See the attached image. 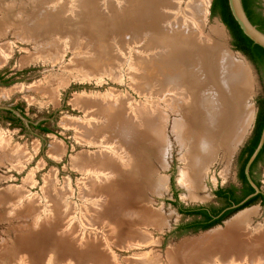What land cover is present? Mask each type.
<instances>
[{
  "label": "rangeland",
  "instance_id": "374dc122",
  "mask_svg": "<svg viewBox=\"0 0 264 264\" xmlns=\"http://www.w3.org/2000/svg\"><path fill=\"white\" fill-rule=\"evenodd\" d=\"M7 1H2L1 5L8 3ZM47 1V4L41 2L39 6H49V9L54 6L56 10H60L59 7L67 4L68 7L62 16L74 22H71L72 24L59 22L62 26L57 25L55 34L53 32L48 35L40 34L34 39L30 37L27 38L28 40H22L21 35L19 38L16 37L13 30L11 32L8 30L7 34L0 37V49L6 48L10 52L5 57L4 64L0 65V134L9 140L10 148L17 149L25 156L16 162L8 158H0V264H89V261L93 259L90 264H100L101 260L97 261V258H104L105 253V259L110 264L148 262L146 260H155L154 264H169L166 255L170 248L177 247L181 242H187L189 238L224 227L226 222L241 211L254 208L256 215L251 218V226L264 224V155L253 169V178L263 197H258L249 206L230 214L218 225L207 230H184L189 224L200 220V217L187 216L179 211L200 208L222 211L228 205L215 196L217 190L231 189L237 193V196L240 195L241 184L238 180L241 166L240 152L251 137L255 118L253 120L251 116L252 124H249L245 130L246 134L244 133L229 156L221 145L222 148L218 149L215 159L202 176L200 189L195 192L196 196L190 197L188 187L185 184L182 185L184 182L182 175L185 172L183 155L187 150L184 140L185 120L182 119H184L183 112L187 114L191 111L187 104L191 100L184 96L185 93L180 91L181 88L178 85L176 86L167 78L170 74L173 76L175 70L171 69L170 65H165L166 61L163 59L167 58L166 53L169 50L166 51L161 40L180 41L182 43L180 45L185 48L187 54L189 49L199 52L212 49L216 50L217 59H221L224 54L233 62L244 63L245 68L249 69L247 72L250 74L251 82L249 90L244 89L240 99L243 100L241 101L248 113L250 110L251 115L253 111L250 107L255 113L258 99L264 96V69H257L245 55L233 48L232 38L227 28L223 29L218 16L210 14L212 0H205L209 4L204 14L197 9L198 4L201 5L203 0ZM94 1L103 17L107 15L109 2L113 3V9L117 10L119 15L125 13L124 10L130 7H139L141 11L135 12L137 16L135 19L133 17V23L129 29L124 26L113 29L106 23L107 32L102 39H98L87 34L85 36L82 29H77L79 24L84 23L80 21L86 19L85 15L89 14L80 16L78 6L80 4L83 6L84 2L85 5L89 3L94 6ZM26 2L29 5V0H25ZM69 2L72 5H69ZM156 3L158 8L155 7ZM149 4L151 18L147 14ZM256 8L264 17V0H256ZM1 13L5 12L1 11ZM117 18L116 22L120 23L122 18L120 16ZM62 28H66L67 31ZM219 29L222 34L218 32ZM93 39L95 42L92 41ZM154 40H157V43ZM103 52L106 54L105 57ZM191 59L193 61V58ZM221 62L219 60L220 65ZM195 64H193L194 68ZM162 78L167 81L165 82ZM203 78L201 77L200 86L198 84L194 92L197 91L199 98L211 101L212 111L210 112L215 114V117L219 114L218 118L223 120V116H229L230 108L228 105L226 107L221 104V97L216 92L219 87L209 82L205 83ZM48 84L53 90L52 98L44 91L42 93L31 90L35 86L42 91L49 87ZM164 87L167 91H163ZM160 88H163V92ZM223 89L225 88L221 89V94L233 101L230 93L224 92ZM156 90L161 91L162 95ZM175 93L178 95L175 96ZM78 98L101 101V105L110 104L114 110L120 101L122 103L127 100L132 106L131 114L136 113L135 115L139 117L141 112L146 111L147 115L155 116L152 129L149 130V134L152 133L149 135V141H140L138 148L145 155L143 163L147 169L146 176L149 177V181H154L159 186L156 190L149 188L143 191L144 200L146 199L148 203L147 208L150 207L149 210L158 213L161 215V220H164L165 225L160 228L161 230L151 223L148 226L147 222L141 225L131 224L133 226L131 228L126 225L127 227L123 226L119 229L113 222L114 218L116 220L120 218L116 211H124L126 206L120 203L121 192L124 189L117 185L116 176H110L106 170H102L94 163H91L89 168L92 160L88 162L89 165L86 163L88 169L81 167L85 164L75 165L74 161L80 156L92 158L95 154L102 152H107L111 158L124 162L120 154L115 151L114 143L118 138L112 139L119 134L117 130L119 126H116L117 132L109 134V137L108 133L102 131V136L100 135L99 138L95 136L94 141L88 142L78 137L73 126L65 125L66 120H72L73 123L86 121L87 124L88 121L93 125L102 124L103 118L98 116L97 107L93 108L94 110L90 109L89 115L86 116L85 112L74 103ZM94 111L96 116L92 117ZM203 114V112L200 114V118L204 117ZM227 117L228 120L230 117ZM242 118L243 116H238L233 123H229V119L227 122L229 131L226 125L222 126L223 137L233 135L234 130L240 127ZM231 128H234L233 133L230 132ZM135 130L140 131V127ZM54 143L60 147L55 157L49 152ZM100 158L102 159L101 156ZM93 165L97 167L94 169ZM106 186L111 188L106 190ZM93 187H97L100 194ZM101 188H104L106 192ZM119 189H122L121 192ZM125 201L130 202V200ZM130 206L134 207V205ZM131 210L134 209L131 208ZM106 216L108 219L105 218ZM107 220L110 222H106ZM125 230H127L126 233L122 232ZM138 230L142 236H146L145 240L141 237V239L138 238L139 240L134 238L133 233ZM120 231L124 233L125 238ZM115 232L120 235L116 236ZM110 237L115 239L112 240ZM25 239H28L31 246ZM40 239L43 241L41 244ZM132 239L136 241L133 242ZM88 247H92V251H89ZM68 248H74L73 252ZM102 250L103 252H100ZM89 252H91L90 255ZM97 252L102 257L99 255L97 257ZM101 253L104 254L101 255ZM87 254L91 256L90 260ZM80 257L85 259L80 260ZM127 259L130 262H126ZM232 264L239 263L234 261Z\"/></svg>",
  "mask_w": 264,
  "mask_h": 264
},
{
  "label": "bare ground",
  "instance_id": "6f19581e",
  "mask_svg": "<svg viewBox=\"0 0 264 264\" xmlns=\"http://www.w3.org/2000/svg\"><path fill=\"white\" fill-rule=\"evenodd\" d=\"M2 1H6V0H0V12L1 11L5 12V13L0 14V37L7 34L8 30L10 32H11V30H13L14 35L18 38L21 35L20 38L22 40H28L27 38H30V37L32 39H34V38L38 37L40 34H47L48 35L52 32H53V34H55L54 32H57V25H59L60 23L62 24L64 22L65 23L69 22L70 24H72L71 22H74V20H72L70 18H63V16H62L63 12L68 7L67 4H65V6L62 5L61 7H59V8H61L60 10L59 9L56 10L54 6H53V8H50V9H49V6L48 7L39 6L41 4V2L47 4V2H48L47 0H29V5L27 4V2L25 3V0L24 1L23 0H14V1L8 0L7 1L8 3L1 5ZM70 1L72 2V0H70ZM88 1H90V0H88ZM158 1L159 0H156V2H158ZM52 2L54 3V1H52ZM71 2H69L70 3L69 5H72ZM150 3L153 4L154 2H150ZM94 4H95L94 6H91L89 3H87L85 5V2H84L83 6L81 4L78 6V8L80 7L79 8L80 9V16L83 17L86 13H89V14L85 15L84 18H86V19L80 21V22L84 21V23L79 24L80 26L77 29H82L81 31L85 32L84 33L85 36L87 34L89 36H93V37H96L98 39H102L104 37L105 33L107 32V28L105 27L106 23L109 25L110 28H113V29H119L122 26L127 27L129 29L131 23H133V17L135 19V17L137 16V14L135 12H137L139 10V13H140V11H141L139 7H133V8L130 7V9L124 10L125 13H123L122 15L121 14L119 15L117 10L113 9V6H114L113 3L109 2L108 8H107V15L103 17L102 15H100L99 9L97 8L95 1H94ZM109 4H111L112 6ZM124 4H122V5H124ZM208 4L209 3H207V1H205V0H203V3H201V5L198 4V6H197L198 12H200L201 14L206 13ZM156 5L158 6L157 3L155 4V7H157ZM25 6H26V8H25ZM28 7L30 10L27 9ZM111 8H112V11L110 12ZM114 8H116V7H114ZM148 8H149L148 9L149 13L147 12V14H148L149 18H151V16H150L151 5L150 4H149ZM13 9H15V10H13ZM55 15H56V17H55ZM57 15L61 19L59 17L57 18ZM119 16L122 19L120 20V23H117L116 19H118L117 17H119ZM77 18H79V17H77ZM138 19H139V17H138ZM74 26L75 25H73V27ZM221 26L224 29V25L222 23H221ZM63 30L67 31L66 28ZM217 30H218V28H217ZM150 31H152V30H150ZM218 32L220 34H222L220 29ZM61 33H63V31H61ZM53 36H55V35H53ZM90 39L91 38H89V40ZM92 41H94V39ZM156 41L157 40H154V42H156ZM161 43H162V46L165 47L166 51L169 50L166 53L167 58L163 59L166 61L165 65H170L172 67L171 69L175 70V73L173 74V76H172V74H170L169 76H167V78H169V81L174 83L176 86L178 85L181 88L180 91L183 92V94L185 93L184 96H187V98H189L191 100L187 103L188 107L190 106L191 111L188 112L187 114H185L186 112L184 113L182 111L183 112V118H184L182 120H185V122H184L185 123V125H184L185 148L187 149L185 154L183 155L184 156V163H185V167H184L185 172L182 175L183 180H184L182 185L185 184L186 187H188V189H189V193H190L189 196L194 197V195L196 196L195 192L200 189L199 186H200L202 176L208 170L209 165L215 159L218 149L220 147L222 148V146H223L224 149L226 150L228 156H229L233 152L232 150L234 149V147H236V145L242 139L244 133L246 134L245 130L247 129V127L251 123V120H252L251 116H253V118H254V114H255L254 109L252 107H250V109L253 111V115L250 114V110L248 113V110L245 109V107L243 106V103H242L243 100L240 99L241 94L242 95L244 94V92H243L244 89L246 91H248L249 87H250V84H249L251 82L250 81V74L247 72L249 69L247 70L246 69L247 67L245 68V66L243 65L244 63L242 64L240 62H238V63L233 62L228 56H225L224 54L222 55L221 59L220 58L217 59V56L215 55V54H217L216 50L210 49V50H206L204 52H199L196 50L189 49L188 50L189 52L187 54L185 51V48H183L182 45H180L182 43L178 40H175V41L161 40ZM107 44H108V42H107ZM151 46H152V44H151ZM101 47L103 48L102 45H101ZM149 48H150V46H149ZM102 51H103V49L101 50V52ZM221 51H222V49H221ZM104 52H103V54H105ZM9 53L10 52H8V49H6V48L0 49V65L4 64L5 57H7L9 55ZM108 54L110 55V53H108ZM109 55H108V57H110ZM105 56H106V54L104 55V57ZM31 57H33V56H31ZM27 58H29V57H27ZM191 58H193V61ZM219 60L222 61L221 65L219 63ZM22 62L24 63V61H22ZM86 62H87V60H86ZM193 64H195V68H198L197 70H195ZM218 65H220V66H218ZM167 73H169V72H167ZM201 77L202 78L204 77L203 79H204L205 83L209 82V83H212L213 85L219 87L217 89L218 91H216V90L215 91L218 92V95L221 97L220 98L221 104L225 105L226 107L228 105V107L230 108L229 109L230 111L228 113V115H229L228 117H230L229 118L230 120L228 119L230 121L229 123H231V122L233 123L234 122L233 120H235V118H237L238 116H240V115H241V117L243 116L240 127L237 128L236 131L234 130L233 135H231V136L228 135L229 137L224 136L225 138L223 137L224 134H223V127L222 126L226 125V128H227V126L229 125V123H227L228 120L226 119L227 116L226 115H225V117L223 116V120H222V118H218L219 114L216 113L218 116L215 117V114L210 112V111H212L211 101L209 102L207 100L199 98V96H197V94H196L197 91H196V93L194 92L197 85L199 84V86H200ZM55 79H57V78H55ZM151 80L152 79H150V81ZM163 80L165 82L167 81L165 79H163ZM168 82H167V84H168ZM157 83H158V81H157ZM50 84H51V82H50ZM50 84H48V86H49L48 88L43 89L42 91H39V89L36 88L35 86L31 90L36 91V92H42V93L44 91V93L47 94V96L52 98L53 90L50 88V86H51ZM159 84H161V83H159ZM157 85H154V86H157ZM169 87H167L168 90H169ZM222 88L226 89V90L223 89L224 92L228 91V93H230V95H231L230 97L233 98V101H231L229 98H227L226 96H223L221 94ZM160 89L162 91L163 88H160ZM165 90L166 89L164 87L163 91H165ZM161 91L159 92L156 90L157 93L158 92L161 93ZM175 91H178V90H175ZM198 91H200V89ZM176 94L177 93H175V96H176ZM161 95H162V93H161ZM217 98H218V96H217ZM171 99H172V97H171ZM184 99H185V97H184ZM75 101H74L75 105H77L80 109H82L85 112L86 116L89 115V113L91 111L90 109L97 107V113H99V115L98 114L97 115L102 116V118H103L101 125L100 124H98V125L89 124L88 121H87V124L85 123L86 121H84V123H79V122L73 123L72 120H66L65 121V125L66 126H69V125L73 126L74 130L79 135L78 137L79 138L82 137L83 141H88V142L90 140L94 141L95 136H97L99 138V136L102 134V131L108 133V137H109V134H114L117 132V130L119 132V134L115 135V137L113 136L112 139L118 138V140L115 141V143H114V147H115V151L120 154L119 156L122 159H124V162H122V160L118 161L117 159H114L113 157L111 158V155L109 153L107 154V152H102L100 154L97 153L94 156L95 158L94 157L91 158L89 156H85V157L80 156L74 161L75 165H84L85 164L84 167L83 166H81V167L82 168L86 167L87 169H88L87 166L89 164H90L89 168H91V165H92L91 163H94L95 165L100 167L102 170H104V171L106 170L107 174L109 173L110 176L111 175L116 176L117 179H115V180L117 181L116 182L117 185H119L121 188L124 189L123 192H121L122 189L121 190L119 189L121 192L120 203H124L126 206V209L124 211H120V212H118L119 211L118 210V211H116L117 213L115 212L118 216H120V218H117V220H116V218H114L115 221H113V222L116 223V224L114 223V225L118 226L119 229H122L121 227L126 226V225H129L131 228L132 225H141V224L147 222L148 226H149V223H151V224H153V226H156V228H158V229L162 228V226H164L165 224H164V220L162 221L160 218L161 215H159L156 212H152L151 210H149L150 207L147 208L148 203L146 202V199L144 200L145 193H144L143 189L149 190V188H151L152 190H156V189H158L159 186L156 185L154 183V181H151V180L149 181V177L146 176L147 171H145V170H147V169L145 168L146 165H144V163H143V161H145V155L142 154L143 151L141 152L140 148H138L139 142L140 141L142 142L144 140H148L149 135L152 134V133L149 134V130L152 129V126H153L154 120H155V116L147 115L146 111L141 112L139 117H137L138 115H135L136 113L131 114L130 109L132 110V106H131V104H129V102L127 100H124L122 103H120L121 102L120 101L119 104H117L116 110H114L110 106V104H108V106L101 105V103H100L101 101L90 100L91 101L90 102L88 99H85V98H78ZM205 107H206V109H204ZM134 108H136V107H134ZM137 110H138V108H137ZM133 111H135V109ZM202 112L204 113L203 114L204 117L203 118L201 117L202 118L201 119L200 114ZM95 113H96L95 111L92 113V114H94V116H92V117L96 116ZM150 113H153V112H150ZM124 117H126V118H124ZM90 120H91V118H90ZM90 120H89V122H90ZM215 121H216V123H215ZM116 126H119V128L117 130H115ZM138 127H140V131L136 132L135 129H138ZM233 129L231 128L230 132H232ZM227 131H229V129ZM225 135H226V133H225ZM102 140H100V141H102ZM105 141H107V138H105ZM155 141H156V139H155ZM59 150H60V147L57 145V143L56 144L54 143L52 146V149L49 151L50 155H53L54 157L57 156L56 153H58ZM108 151H110V149ZM100 156L102 157V159L100 158ZM24 157H25L24 153L22 155L17 151V149L10 148L9 140L4 138L0 134V158H8L10 161L16 162V161H20V159L22 160ZM91 160H92V162H90ZM88 162H90V163L88 164ZM97 166L93 165L92 168L97 167ZM108 183H110V182H108ZM143 183L144 184L147 183V184L145 186H143L142 185ZM110 186H108V187L106 186L105 189L109 190L111 188ZM112 187H113V184H112ZM120 187H117V188H120ZM93 188L97 190V187L96 188L93 187ZM91 189H92V187H91ZM101 189H103V191L106 192L104 188H101ZM93 191L95 192V190H93ZM97 192L99 193L98 190H97ZM125 200H130V202H127ZM111 201H112V199H111ZM109 202H110V199H109ZM115 203H117V202H115ZM130 205H132V206L134 205V207H131ZM99 208H100V205H99ZM131 208H133L134 210H131ZM103 213H99V214H103ZM254 215H256V210L254 208L239 212L230 221L226 222L224 227L217 228L215 230H212L206 234H203V235L195 237V238H189V239H187V242L186 241H185V243L181 242L182 244L180 243V245H178L177 247L170 248L167 251L168 255H166V256L168 258L166 260H168L169 264H217V263L232 264V262H234V261L239 263V264H264V224H260V225L257 224L256 226L252 227L251 226V218ZM130 216H133V218L130 219L129 218ZM98 217H97V219H98ZM102 218L104 220V217H102ZM105 218H107V216ZM109 219L111 220V217ZM106 222H110V221L107 220ZM110 224H112V223H110ZM126 231L127 230L122 231V232L126 233ZM117 232H115V234ZM124 233H122L123 234L122 237H124ZM129 233H127V234H129ZM118 235H120V233H118ZM118 235L116 234V236H118ZM125 236H126V234H125ZM133 236L135 239H138L141 237L143 240H145V237H146V236H142L141 232H139V230L137 232H134ZM122 237H120V238H122ZM47 238H48V235H47ZM110 238H112V237H110ZM115 238H112V240ZM117 238L119 239V237H117ZM26 240L28 243V239H25V241ZM31 240H30V242H31ZM46 240H48V239H46ZM130 240L131 239H129V241ZM32 241H34V240H32ZM49 241H50V239H49ZM97 241H99V240H97ZM132 241H133V239H132ZM135 241H133V242H135ZM41 242H43V241L41 240L39 243L41 244ZM89 242H92V241H89ZM28 244L30 245V243H28ZM98 246H97V248H98ZM92 247H90V248L88 247L89 251H92ZM99 247H101V245ZM68 249L72 251L74 248H71V249L68 248ZM93 251H94V249H93ZM96 251H98V250H96ZM28 252H30V251H28ZM33 252H34V250H33ZM100 252H103V250ZM86 253H87V251H86ZM90 253L91 252H89L88 254L90 255ZM97 253H98L97 254V257H98V255L100 253L99 252H97ZM34 254L35 253H33V255ZM79 254H80V252H79ZM88 254H87V256H88ZM103 254L104 253H101V255H103ZM61 255H63V254H61ZM34 256H33V258H34ZM81 256H84V255H81ZM105 256H106V253L104 254V258L100 259V258L96 257L97 261L101 260L100 264H101V262H102V264H110L109 261H107L105 259ZM99 257H102V256L99 255ZM83 258L85 259V257H82V258L80 257V260L81 259L83 260ZM87 258H88V260H90L91 256L90 257L88 256ZM31 260L33 261V259H31ZM92 261H89V264ZM146 261H148V262L140 263V262L136 261V262H134V264H154V262H155V260H146ZM126 262H130V260L127 259ZM87 263H88V261H87ZM96 263H98V262H96ZM131 264H133V263H131Z\"/></svg>",
  "mask_w": 264,
  "mask_h": 264
},
{
  "label": "trees",
  "instance_id": "16d2710c",
  "mask_svg": "<svg viewBox=\"0 0 264 264\" xmlns=\"http://www.w3.org/2000/svg\"><path fill=\"white\" fill-rule=\"evenodd\" d=\"M243 10L250 21V23L256 28L264 33V17L257 11L256 8V0H241ZM210 14L212 16H218L221 22L225 25L228 32L232 38V46L235 50L239 51L243 55H245L249 61L257 68V69H264V49L259 47L258 45L254 44L251 40H249L240 30L237 23L234 21L233 17L230 14L227 0H212L211 7H210ZM262 103V101H261ZM260 104V101H259ZM264 109H261L259 106V111L256 114L255 125L253 128V139L249 142V146L243 148L240 152V159L241 166L239 169L238 177L243 182L245 186L248 187L246 194L253 193V189L250 188L247 184L244 175V168L248 159L256 149L259 143V136L261 133V129L264 124V117L261 118V113ZM264 153V148L261 150L260 155ZM258 160V159H257ZM257 162V161H255ZM254 162V163H255ZM255 165V164H254ZM252 170L250 168V174H252ZM234 190H226L221 191L217 190L215 195L219 198H224L230 200L233 197ZM259 196H255L247 203L237 208L225 211L221 213V210H214V209H196V210H179L182 214L187 216H196L200 217V220H197L187 227L184 230H207L216 225H218L222 220L228 217L230 214L247 207L249 204H252ZM237 203V200H234L233 204ZM221 213V214H220Z\"/></svg>",
  "mask_w": 264,
  "mask_h": 264
},
{
  "label": "water",
  "instance_id": "95a60500",
  "mask_svg": "<svg viewBox=\"0 0 264 264\" xmlns=\"http://www.w3.org/2000/svg\"><path fill=\"white\" fill-rule=\"evenodd\" d=\"M227 4H228V8H229L231 16L233 17L234 21L237 23V25L240 28V30L242 31V33L249 40H251L254 44H256L259 47H261L262 49H264V33L259 31L256 28V26H254V25H252L250 23V21L248 20L245 12L243 10V6H242V3H241V0H227ZM224 28H225V25H224ZM256 114H257V109L255 111V116H254L255 119H256ZM254 118H253V120H254ZM263 141H264V127H263V130H262L260 141H259L256 149L254 150V152L252 153V155L248 159V162L246 163L245 168H244L245 177H246L247 181L250 183V185L253 187V189L255 190L256 193H259V190L252 183V181L250 179L249 167H250L251 163L254 161V159L257 156V154L259 153V151H260V149L262 147ZM242 209H244V208H242ZM242 209H240V210H242ZM240 210H238V211H240Z\"/></svg>",
  "mask_w": 264,
  "mask_h": 264
},
{
  "label": "flooded vegetation",
  "instance_id": "af4514ba",
  "mask_svg": "<svg viewBox=\"0 0 264 264\" xmlns=\"http://www.w3.org/2000/svg\"><path fill=\"white\" fill-rule=\"evenodd\" d=\"M259 101H260V104H259ZM261 101H262V103H261ZM257 105H258V106H257V112L259 111V106H260L261 109H264V96L258 99V101H257ZM263 117H264V111H262V113H261V118H263ZM254 125H255V123H254ZM263 127H264V124H263ZM263 127H262V129H261V133H260V136H259V141H260V137H261V134H262ZM252 139H253V131H252L251 137L249 138L248 142L245 144V146H244L243 148L249 146V142H250ZM263 148H264V141H263V144H262V147H261L259 153L257 154V156L255 157L254 161L251 163V165H250V167H249V176H250V179H251L252 183H253L256 187H257V184H256V182H255V180H254V178H253V170H252V174H250V168H251V169H252V168L254 169L255 165H256V164L262 159L264 153H263L262 155H260V152H261V150H262ZM257 159H258V160H257ZM241 161H242V160H241ZM255 161H257V162H255ZM254 162H255V163H254ZM254 164H255V165H254ZM244 175H245V174H244ZM245 179H246V177H245ZM238 180L240 181V184H241V190H240V195H239V196L236 195V194H237L236 192H233V195H232L233 197H231L230 200L228 201V199L219 198V197H217V196L215 195L219 200L224 201L225 204L228 205V207H226L225 209H223V210L221 211V213H224L225 211H228V210L234 209V208H236V207H238V206H242V205H244L245 203H247L249 200H251L252 198H254L255 196L263 197L262 194H261L260 192H259V193H256V192H255V190H254L253 187L250 185V183L247 181V179H246L247 184H248V186H249L250 188L253 189V193H251V194H246V191H247L248 187L245 186V185L243 184V182H241V180L239 179V177H238ZM226 190H231V189H226ZM226 190H221V191H226ZM234 200H237V203L233 204ZM241 203H242V204H241ZM249 205H250V204H249ZM249 205H248V206H249ZM221 213H220V214H221Z\"/></svg>",
  "mask_w": 264,
  "mask_h": 264
}]
</instances>
